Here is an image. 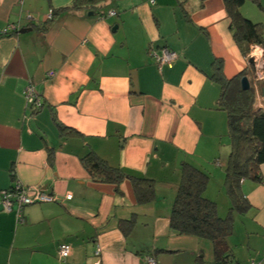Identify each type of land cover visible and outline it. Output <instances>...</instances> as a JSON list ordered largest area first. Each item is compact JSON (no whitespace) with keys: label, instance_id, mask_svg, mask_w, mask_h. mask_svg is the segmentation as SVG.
Returning a JSON list of instances; mask_svg holds the SVG:
<instances>
[{"label":"crops","instance_id":"0c3cea01","mask_svg":"<svg viewBox=\"0 0 264 264\" xmlns=\"http://www.w3.org/2000/svg\"><path fill=\"white\" fill-rule=\"evenodd\" d=\"M73 1L0 0V189L17 179L53 197L24 205L21 222L0 205V264H215L209 240L169 226L182 162L208 172L204 196L232 218L233 261L264 264V163L259 180L241 182L244 213L230 212L224 184L228 119L212 73L219 63L230 79L249 60L223 0H103V13L64 9ZM259 1L240 11L264 24ZM9 24L30 30L2 33ZM149 46L177 57L159 66ZM28 84L40 108L26 102ZM88 151L151 179L154 198L138 202L129 179L94 181Z\"/></svg>","mask_w":264,"mask_h":264},{"label":"trees","instance_id":"16d2710c","mask_svg":"<svg viewBox=\"0 0 264 264\" xmlns=\"http://www.w3.org/2000/svg\"><path fill=\"white\" fill-rule=\"evenodd\" d=\"M102 1L74 0L64 9L88 8L95 13H103L100 10ZM247 1L254 2L261 8L259 0H223L230 18L232 37L249 60L248 70L226 79L221 74L220 64L216 62L218 64L212 73V77L220 84L218 105L226 111L228 119L230 151L225 166L224 184L230 198L229 210L239 213H244L249 207L242 196L241 182L245 179L259 180L260 166L264 163V105L255 106L264 78L255 80V65L250 61L253 47L264 49V24L252 21L241 13L240 7ZM261 70L264 72V62ZM242 76L249 79L248 89L241 88ZM80 160L94 181L118 185L123 179H129L138 202L145 203L154 198V183L151 179L138 176L122 167L112 166L92 151L85 153ZM180 172V181L169 215L170 229L177 234L209 240L215 264H236L231 258L227 241L232 232V218L230 215L221 217L216 202L204 196L208 172L188 162H182Z\"/></svg>","mask_w":264,"mask_h":264},{"label":"built area","instance_id":"2783aa9c","mask_svg":"<svg viewBox=\"0 0 264 264\" xmlns=\"http://www.w3.org/2000/svg\"><path fill=\"white\" fill-rule=\"evenodd\" d=\"M111 14L114 12L111 11ZM52 16V10H49L47 13V18H51ZM19 26L17 24H9L6 27L2 29V33H8L10 31L18 30ZM260 52L258 56L253 58L255 61H253L255 65V80H260L264 78V72L261 70L262 62H264V49H262L259 46L253 47L251 52V56H254V52ZM148 54H150L154 61L159 65H168L171 66L172 62L177 57V52L173 50L172 48H169L168 46H162L159 48H154L152 46L148 47ZM257 55V54H256ZM49 75H52L53 72L49 71ZM24 97L26 99V102L29 103L33 108H40L42 106V100L41 96L36 92L34 87L31 84H28L23 91ZM67 197H70L69 194L66 195ZM53 200V197L51 195H48L44 193L39 187H32V186H24L22 183L15 179L13 184L9 188L0 189V205L5 211H10L12 208H15L17 210V221L21 222V208L24 205L32 204L36 202H42V201H51ZM57 253L59 258L64 259L66 258L70 253V246L66 243H61L58 246ZM99 253V250H95V255ZM146 264H156L155 259L153 256H148L146 258ZM223 264V263H220ZM224 264H233L231 262H225Z\"/></svg>","mask_w":264,"mask_h":264},{"label":"water","instance_id":"95a60500","mask_svg":"<svg viewBox=\"0 0 264 264\" xmlns=\"http://www.w3.org/2000/svg\"><path fill=\"white\" fill-rule=\"evenodd\" d=\"M26 30H30V28H20L19 32H25ZM240 85L242 89H248L250 87V82L247 76H242L240 78ZM261 95L264 96V85L260 86Z\"/></svg>","mask_w":264,"mask_h":264},{"label":"rangeland","instance_id":"374dc122","mask_svg":"<svg viewBox=\"0 0 264 264\" xmlns=\"http://www.w3.org/2000/svg\"><path fill=\"white\" fill-rule=\"evenodd\" d=\"M253 52V51H252ZM260 52H254V56L252 57L251 55H250V57H251V60L250 61H255L253 58H255L256 56H258V55H256V54H259ZM261 103H262V105H264V99H262V101H261ZM203 264H206V263H203Z\"/></svg>","mask_w":264,"mask_h":264}]
</instances>
